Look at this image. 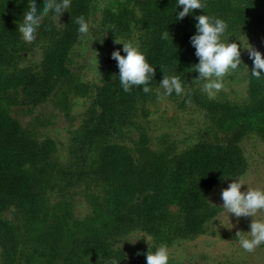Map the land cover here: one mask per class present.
<instances>
[{
  "label": "rangeland",
  "instance_id": "obj_1",
  "mask_svg": "<svg viewBox=\"0 0 264 264\" xmlns=\"http://www.w3.org/2000/svg\"><path fill=\"white\" fill-rule=\"evenodd\" d=\"M149 1L155 0H71L70 8L60 18L50 13L44 19L47 32H37L31 44L24 42L17 30L29 0L0 3V81L7 84L1 111L20 126L25 137L48 143L45 169L50 193L57 207L70 209L71 219L88 222L91 199H107L106 182L100 173L104 159L110 156L116 163L113 171L121 172L118 179L134 189L125 197L127 205L118 204V210L132 207L130 211L134 212L136 203L151 205L150 210L156 206L153 222L133 228L140 224H133L134 217L125 214L130 224L108 239V252L116 251L121 257L112 253L120 257L121 264H146L144 253L149 246L142 238L145 235L152 237V250L168 245L170 264H264V245L248 253L236 238L237 231H250L252 217L237 221L234 214L220 208L221 189L233 179H243L241 191L247 186L264 189V118L249 116L264 111V70L260 79L251 75L253 61L242 46L249 43L264 54V25L238 22L232 11L235 3L230 8L207 10L202 14L227 22L224 42L242 44L243 64L224 77L223 90L210 99L202 91L205 81L194 80L199 74L193 66L199 60L190 42L197 29L191 27L186 48L194 64L177 60L169 63L149 82V93H144L141 86L130 98L111 96L110 110L104 113L102 92L120 84L117 62L111 54L120 50L125 55L123 45L115 39L131 40L147 58L156 42L160 26L158 20L146 15ZM35 2L42 8L45 0ZM81 15L90 25L87 36L78 32L75 23ZM197 22L195 19L193 25ZM164 75L179 76L185 92L166 95L159 85ZM255 84L254 94L251 89ZM223 118L227 123L234 122L233 130L231 123L222 124ZM237 131L240 134L235 147L241 153L237 172L213 185L206 201L214 213L199 229L191 231L185 226L181 208L183 194L172 196L165 186L178 183L185 186L183 193L193 191V186L203 180L188 161L194 146L202 140L218 144ZM232 164L228 165L231 169L236 161ZM228 166L218 164L214 176L230 169ZM159 190L163 194L155 197ZM111 199L115 200L112 195ZM5 206L0 209V264H26L31 248L23 233V209L17 202ZM256 218L264 220V211ZM81 239L72 238L71 248ZM109 260L95 261L86 254L74 263L107 264Z\"/></svg>",
  "mask_w": 264,
  "mask_h": 264
},
{
  "label": "trees",
  "instance_id": "obj_2",
  "mask_svg": "<svg viewBox=\"0 0 264 264\" xmlns=\"http://www.w3.org/2000/svg\"><path fill=\"white\" fill-rule=\"evenodd\" d=\"M2 2L7 5L19 3L21 0H0V3ZM205 2L206 7L203 11L193 10L182 20H176L178 12L183 10L182 6L177 7V0H170L168 4L155 0L145 5L146 15L158 20L160 26L156 42L147 58L156 69L153 80L175 60L184 65L194 64V59L190 57L186 48L187 40L191 27H195L194 17L207 10L230 8L232 3H235L232 11L238 22L264 25V0H240L239 2L205 0ZM47 30L48 25L42 23L37 32H47ZM165 31L170 33L167 40L162 39V33ZM256 87H258L257 84L251 89L254 94L257 92ZM5 88L7 84L0 81V102L6 98ZM134 93L135 88L126 93L120 84L114 89L105 90L100 99L104 113L110 110L111 96L118 94V96L130 98ZM249 116L264 118V111L251 112ZM223 119L222 124L227 126L231 123L233 130L234 122L227 123L226 119ZM243 120L248 121V119ZM235 123L238 121L236 120ZM20 131V126L8 118L0 107V209H4L10 202H17L23 209L25 217L23 233L31 248L25 263L46 264L48 261L47 264H75V259L86 254H91L95 261L106 262L109 257L120 261L121 256L116 251L108 252V239L130 224L126 215L134 217L133 224H140L133 228L153 222L156 206L154 205L150 210L151 205L136 203L134 212L130 211L132 207L125 208L123 212L118 210V204L124 207L127 205L124 201L125 197L129 196L134 189L127 184V181L123 183L118 179L117 175H121V172L113 171L116 163H113L114 157L110 156L104 159L100 173L106 182L104 193L107 194V199L104 198L102 202L98 197L91 199L92 212L88 222L71 219L70 209L57 207V202L50 193L49 177L45 169L49 163L48 143L39 144L25 137ZM239 134L240 132L237 131L229 139L219 140L218 144L202 140L194 146L188 155V161L194 172L203 180L193 186V191L189 189L183 193L185 186L178 183L165 186V190L172 196L183 194L180 199L181 208L185 214V226L191 231L199 229L214 213V208L206 201L207 194L213 185L223 178L234 176L237 172L236 165L241 158V153L235 146L238 143L236 138ZM235 161L236 164L231 169L228 165L234 164ZM224 163L230 169L214 176L216 166ZM160 194L163 193L159 190L154 196L158 197ZM110 195L115 200H110ZM76 236L82 239L74 243L71 248L72 238ZM112 252H116L120 257ZM54 259H57L56 263L52 262Z\"/></svg>",
  "mask_w": 264,
  "mask_h": 264
},
{
  "label": "clouds",
  "instance_id": "obj_3",
  "mask_svg": "<svg viewBox=\"0 0 264 264\" xmlns=\"http://www.w3.org/2000/svg\"><path fill=\"white\" fill-rule=\"evenodd\" d=\"M70 6L71 0H45L42 8H38L35 0H29L28 10L23 15V21L17 26L23 41L29 44L35 42L37 31L44 19L50 13L53 14V18H60ZM180 6L183 10L178 12L176 20L184 19L196 9L203 11L206 2L205 0H177V7ZM194 18L198 21L195 25L197 33L190 38V42L195 48V55L199 60L198 64L193 66L195 72L199 74V77L194 80L205 81L202 91L211 99L223 90L224 77L243 64L240 51L242 44L222 40L228 28L224 19L205 14ZM75 23L79 26L78 32L82 36L89 34L90 25L83 15L77 17ZM169 35V31L163 32L162 39L167 40ZM115 42L123 45L122 51L125 53V55H121L120 50H115L111 54V58L117 62L119 82L123 91L129 93L133 88L142 86V91L149 93L151 91L149 82L153 80L156 74L155 67L148 62L146 54L140 50L139 46L131 40L124 42L115 39ZM242 46L253 61L251 75L260 79L262 70H264V54L249 43L246 47ZM159 85L164 89L166 95L175 92L179 96L185 92L183 83L177 75H164ZM244 185L243 179L237 178L233 179V182L228 184L226 188L221 189L220 196L223 205L220 208L226 210L228 215L234 214L237 221L241 217H252L249 232H236L239 245L246 252L252 253L264 245V220L256 218L258 212L264 211V189L247 186L246 191H241ZM142 238H146L149 246L148 251L144 253L146 264H170L172 256L167 244H161L152 250L149 243L152 237L145 235ZM137 240L130 242L135 243ZM140 254L137 253V255ZM107 264H120V261L112 258Z\"/></svg>",
  "mask_w": 264,
  "mask_h": 264
}]
</instances>
